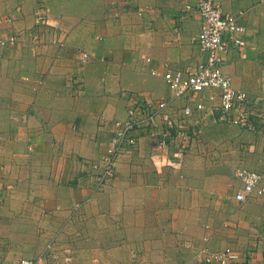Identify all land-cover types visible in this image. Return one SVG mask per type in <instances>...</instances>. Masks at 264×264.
I'll return each mask as SVG.
<instances>
[{
    "label": "crops",
    "instance_id": "0c3cea01",
    "mask_svg": "<svg viewBox=\"0 0 264 264\" xmlns=\"http://www.w3.org/2000/svg\"><path fill=\"white\" fill-rule=\"evenodd\" d=\"M218 1L245 28V47L231 46L223 70L260 99L258 127L264 0ZM189 5L0 0V39L17 40L0 46V264H218L213 256L225 249L236 255L231 264H264V198L235 201L241 183L221 144L227 123L217 115L195 112L187 135L175 131L154 159L151 135L163 127L157 118L151 130L134 133L114 178L92 189L90 164L104 156L114 122L130 107L170 100L161 75L204 59L196 43L201 19ZM183 105L173 100L165 111L178 118ZM195 125L201 131L193 136ZM263 140L247 170L264 187ZM178 150L184 154L173 168L167 161Z\"/></svg>",
    "mask_w": 264,
    "mask_h": 264
},
{
    "label": "built area",
    "instance_id": "2783aa9c",
    "mask_svg": "<svg viewBox=\"0 0 264 264\" xmlns=\"http://www.w3.org/2000/svg\"><path fill=\"white\" fill-rule=\"evenodd\" d=\"M193 1L194 5L187 6V9L200 16L201 26L196 43L204 59L185 71H166L161 75L171 92L170 100L144 102L140 106L130 107L124 120L114 122L113 136L107 143L104 156L98 162L90 164L92 189L95 193L114 178L115 166L123 149L136 144L134 133L151 130L157 118H161L163 127L160 132L151 135L156 151L154 159L167 151L174 133L186 134L184 129L187 130L193 124L195 112L203 118L217 115L220 122L247 131L256 128L255 120L263 119L262 113L257 109L260 99H250L245 91L234 86L231 77L223 70L225 57L231 46L239 49L245 47L241 37L245 28L240 24L239 17L224 13L218 0ZM16 41L14 36L0 39V46L11 47ZM87 56L85 53L82 55L83 59H87ZM152 74L160 75L155 71ZM180 99L184 101V105L180 109L179 117L175 118L166 111L173 100ZM200 131L201 128L195 125L192 135L196 136ZM183 154V150H178L174 153L175 160L167 161V164L179 168ZM235 177L241 183L240 190L234 194L235 201L242 203L251 197L264 198V187L261 185L262 177L259 173L239 169L235 172ZM79 207L78 203L74 210ZM235 258L236 255L230 249L213 256L218 264H231ZM15 264H36V261L19 259Z\"/></svg>",
    "mask_w": 264,
    "mask_h": 264
},
{
    "label": "rangeland",
    "instance_id": "374dc122",
    "mask_svg": "<svg viewBox=\"0 0 264 264\" xmlns=\"http://www.w3.org/2000/svg\"><path fill=\"white\" fill-rule=\"evenodd\" d=\"M221 131L223 135H228V137H224L221 144L223 147L227 148V158L229 160V169L231 168L232 170V176L234 175L233 172L235 173L236 169L252 168V163L255 162L252 155L253 149L255 150L257 148L259 137L264 139V123H260V125L253 131H247L236 126L226 124V126H222ZM214 134H216V132ZM215 142L216 141L214 139V143ZM75 205L76 204H74L69 210H74ZM0 240L2 239L0 238Z\"/></svg>",
    "mask_w": 264,
    "mask_h": 264
}]
</instances>
